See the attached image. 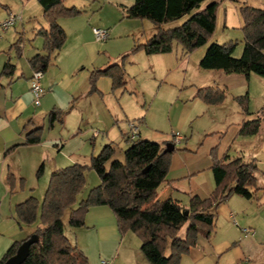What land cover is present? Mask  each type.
Instances as JSON below:
<instances>
[{
	"label": "trees",
	"instance_id": "obj_1",
	"mask_svg": "<svg viewBox=\"0 0 264 264\" xmlns=\"http://www.w3.org/2000/svg\"><path fill=\"white\" fill-rule=\"evenodd\" d=\"M37 1L43 8L46 22V26L36 32V36L43 39L44 53L31 57L29 63L33 73L40 70L44 74L68 38L60 19L76 17L85 10L68 7L63 0ZM205 1L134 0L133 5L125 8L127 18L150 20L157 32L145 43L136 44L120 62L94 69L89 77L90 92L99 90L97 81L101 77L111 78L113 89L125 88L128 83L125 59L132 54L139 51L147 55L166 54L173 51L175 44L190 53L196 38L210 40L217 26L218 3H211L200 10ZM240 12L244 39L242 55L234 56L236 43L233 41L211 43L200 61V67L247 77L256 73L264 78V8L243 5ZM186 16L189 17L183 23L175 25ZM191 34L196 37L191 38ZM21 42L22 38L11 46V50H17L18 56L22 54ZM16 70L12 58L5 62L0 73V88L4 86L1 79H12ZM197 97L208 105L220 104L226 98V89L201 88ZM238 101L243 114L246 117L250 115L249 94L239 96ZM64 113L60 108H53L49 115L50 126L53 127L58 120L62 122ZM263 123L264 108L257 113L256 118L243 120L238 135H257ZM40 131L41 128L31 131L25 145L40 143ZM130 139L127 137V140ZM175 151L165 152V146L157 142L138 139L119 157V147L111 142L98 155L91 157L89 165L73 163L53 171L43 200L31 195L15 206L16 219L21 228L37 224L24 239L32 234L38 236V241L32 245L30 255L23 264H90L85 253L66 235L63 218L65 212L71 210L70 227H84L87 213L95 206H108L113 210L120 233L136 234L142 241L140 249L151 264H182L183 257L199 245L200 238H212L217 210L221 204L233 195L247 200L257 198L258 166L255 160L248 162L242 157L232 159L228 153L220 158L213 151L211 170L215 188L207 198L192 195L186 206L174 198L159 199L161 188L168 182ZM44 168L43 163L37 171L38 177L44 174ZM88 169L98 173L101 183L77 204L78 195L86 184ZM7 180L13 191L16 182L14 173H9ZM24 240L14 242L0 259V264L13 256Z\"/></svg>",
	"mask_w": 264,
	"mask_h": 264
},
{
	"label": "rangeland",
	"instance_id": "obj_2",
	"mask_svg": "<svg viewBox=\"0 0 264 264\" xmlns=\"http://www.w3.org/2000/svg\"><path fill=\"white\" fill-rule=\"evenodd\" d=\"M215 2L218 3L217 26L210 41L218 44L235 42L234 56L240 57L244 48L240 8L243 5L264 8V0H206L200 10ZM5 5L11 7L10 9L22 18L24 15V21L19 20L11 29L0 33V73L10 58L14 63H20V69L28 65L27 51L35 46L34 41L38 37L34 33L35 28L41 24L46 25L42 17L43 8L37 0H31V5L26 11L27 0H0V23L7 19ZM188 17H184L175 25L183 23ZM107 19H110V16H107ZM20 38L22 53L23 46L26 45L27 54L18 56L17 50H11V46ZM176 46L178 45L175 44L173 51L166 54L152 56L139 51L127 57L125 67L128 83L125 88L113 89L112 79L101 77L97 81L99 90L91 93L89 77L96 69L94 68L88 76L89 87L87 96L82 99L84 101L81 108L74 111L64 110L65 121L58 120L53 127L50 126L49 117L45 118L44 113L39 115L40 112H37L39 109L36 111L33 105L32 112L38 116L35 124L44 126L40 131L41 142L33 146L16 147L8 157L11 172L16 176L13 191L8 184L7 176L0 178V259L15 241L27 237L37 226L36 224L21 228L16 219L15 206L31 195L43 200L56 165L65 167L75 161L89 165L91 156L98 155L106 143L111 141L119 147L118 156L122 157L124 150L138 139H147L164 145L174 141L176 135H181L182 140L173 142L176 146L175 153L181 155L188 165L204 169L201 170L202 177L204 171L211 170L213 151L220 158L228 153L232 158L241 156L248 162L256 159L258 196L253 200L242 197V205L237 206L244 209L246 214L242 221L238 217L235 218L239 225L236 226L238 230H241L240 227L244 229L252 227L255 235L246 234L244 231L237 233L233 228L229 230L227 223L217 219L212 238L200 240H203V244H209L211 240L214 242L215 237L223 236L222 233L226 237L236 235L237 244L242 246L246 257V260L238 264H264V123L257 135H238L243 120L256 118L257 113L264 108V78L256 73H252L251 80L243 74H229L235 77L222 80L223 76L227 75L223 70H207L200 67L202 54L197 52V49L195 52L181 53ZM206 48L207 46L204 51ZM127 53L123 54L120 60ZM12 54L16 58H13ZM205 87L225 88V100L220 104L208 105L197 97L198 91ZM247 93L251 114L246 117L238 97ZM27 121L24 120L23 125ZM131 121L138 124L140 133L136 138L127 140L128 135L124 134L130 133ZM23 125L20 131H23L22 138L25 139V135L31 129L25 133ZM51 134H59L61 139L50 140ZM56 143L61 144L60 146L64 144L61 152ZM42 162L45 167L44 174L38 177L37 171ZM100 183L98 173L88 169L86 184L78 195L77 204L86 199L91 189ZM70 212L71 210H67L63 218L66 235L72 242L77 243L90 264H102L105 258L99 254V247L88 242L89 238L85 233L82 235L79 229L70 227L68 223ZM216 232H219L218 235ZM228 254L222 257L221 264H237L230 256L232 253Z\"/></svg>",
	"mask_w": 264,
	"mask_h": 264
},
{
	"label": "crops",
	"instance_id": "obj_3",
	"mask_svg": "<svg viewBox=\"0 0 264 264\" xmlns=\"http://www.w3.org/2000/svg\"><path fill=\"white\" fill-rule=\"evenodd\" d=\"M63 1L68 7L83 8L85 12L76 17L60 19L61 25L65 26L64 29L67 28L65 30H69L68 32L66 31L68 38L58 56L53 59L52 65L44 72L42 83L45 95L42 97L41 104L36 106L33 101L31 91L33 70L29 59L38 53H44L42 50V38L36 37L34 41L35 46H32L27 51L28 65L20 69V63H16L17 70L14 77L12 79L6 77L1 79L4 86L0 88V178H4L9 173H12L10 164H8V157L16 150V147L27 146L25 145L27 135L35 129L44 127L35 124L38 116L32 112L33 105H35L36 111L39 109L37 111L38 113L40 112L39 115L45 114V118L49 117L51 110L55 107L60 108L62 111L67 109H70V111L77 110L84 101L82 99L87 96L89 87L87 80L94 68H104L120 62V57L123 54L130 52L136 44L145 43L157 32V28L152 22L148 23L146 22L147 20L127 18L125 8L133 5L134 0ZM30 5L31 0H27L25 11ZM7 6L5 5L8 14L5 17L18 15L10 9L11 7ZM25 11H23V14ZM107 16H110V19H107ZM23 18L22 20L24 21ZM240 25L242 27L243 20ZM43 26L45 27L46 25L41 24L36 27L34 33L36 34L37 30ZM94 27L109 29L110 36L108 40L97 41L93 34ZM190 36L191 38L196 37L195 34H191ZM213 42L212 40L198 37L195 40L192 52H195L197 49V52H201V56L203 57L207 48ZM206 46L207 48L204 51ZM176 47L179 52L184 53L181 46L178 45ZM26 50L25 45L23 46L22 54H27ZM13 58L16 57L13 56ZM251 75L249 77L245 76L248 80H251ZM229 77L235 76L227 74L223 76L222 80H228ZM24 120L28 121L23 125ZM64 121L65 113L63 115ZM22 125L25 133L29 128L31 129L25 135V139L22 138L24 136L23 131H20ZM124 135H128V132ZM179 136L182 140V136ZM49 137L50 140L59 141L61 139L59 134H51ZM111 142L115 143L114 141ZM60 145L56 143V147L61 152L64 144ZM162 146H166V144ZM230 157L232 158V156ZM73 163L79 162L75 161ZM61 166L56 165L54 171L63 168ZM201 170L204 169L196 165H188L183 161L181 155L174 153L171 169L168 174V182L161 188L159 199L163 201L168 198H174L187 206L192 195H199L202 198L209 197L215 188L214 176L212 170H208L203 172L204 176L202 177L200 176ZM242 199L238 195L232 196L221 204L217 210V219L219 221L223 220L224 223L228 224L229 230L233 228L237 233H240L238 231L243 233L244 230L242 227H240L241 230H238L239 228L236 226L239 225L235 220L238 217L242 221V218L246 214L244 209H240L237 206L238 204L242 205ZM85 223L84 227L78 229L82 232V235L85 233V236L89 238L88 242L96 245L97 248L99 247V254L105 258L102 260V264H151L140 249L141 240L137 236H134V233L130 234L129 232L125 235L120 233L116 215L110 207L95 206L90 208L86 215ZM249 229L255 235L253 228L250 227ZM218 233L216 232V235ZM221 235L223 236L215 237L214 242L211 240L209 244H203V240H200L199 245L192 248L183 257L182 264H221L222 257L228 253V255L232 253L230 256L233 257L234 263L238 264L246 260L242 246L239 243L237 244L236 235L232 237H226L223 233ZM25 238L23 237L17 241H22ZM77 240L79 239L77 238ZM73 243L77 245L76 242Z\"/></svg>",
	"mask_w": 264,
	"mask_h": 264
},
{
	"label": "built area",
	"instance_id": "obj_4",
	"mask_svg": "<svg viewBox=\"0 0 264 264\" xmlns=\"http://www.w3.org/2000/svg\"><path fill=\"white\" fill-rule=\"evenodd\" d=\"M19 20H22L21 16L10 15L6 20L0 23V33L11 29ZM93 34L97 41H106L110 36V30L107 28L94 27ZM43 76V72L39 70L33 73L31 79V91L33 94V101L36 106H39L41 104L42 97L45 95V89L42 83ZM129 126L131 128V131L128 134V137L134 139L139 135V126L136 122L133 121L129 123ZM180 140V136L176 135L174 142L176 143ZM243 231L246 234H253L252 230L249 228H246Z\"/></svg>",
	"mask_w": 264,
	"mask_h": 264
},
{
	"label": "water",
	"instance_id": "obj_5",
	"mask_svg": "<svg viewBox=\"0 0 264 264\" xmlns=\"http://www.w3.org/2000/svg\"><path fill=\"white\" fill-rule=\"evenodd\" d=\"M175 144L169 142L165 146V152H173L175 150ZM38 241V236L32 234L28 239L24 240L18 247L16 253L5 261L4 264H23L30 255L31 247Z\"/></svg>",
	"mask_w": 264,
	"mask_h": 264
}]
</instances>
